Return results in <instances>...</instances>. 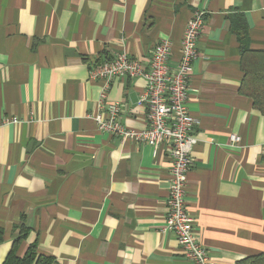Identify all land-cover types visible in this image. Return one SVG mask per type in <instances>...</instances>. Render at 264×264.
I'll return each instance as SVG.
<instances>
[{
  "label": "crops",
  "instance_id": "crops-1",
  "mask_svg": "<svg viewBox=\"0 0 264 264\" xmlns=\"http://www.w3.org/2000/svg\"><path fill=\"white\" fill-rule=\"evenodd\" d=\"M204 11L185 104L196 120L185 203L216 264L264 252V115L241 93L236 15L264 50V0H0V264L20 226L52 264H195L162 231L171 161L159 145L102 132L104 80L92 64L119 52L145 66L153 46L180 56L187 20ZM142 76L114 77L120 121L146 125ZM236 133L240 141L229 142Z\"/></svg>",
  "mask_w": 264,
  "mask_h": 264
},
{
  "label": "built area",
  "instance_id": "built-area-1",
  "mask_svg": "<svg viewBox=\"0 0 264 264\" xmlns=\"http://www.w3.org/2000/svg\"><path fill=\"white\" fill-rule=\"evenodd\" d=\"M204 24V11L197 10L186 22L181 41L180 56L170 65L171 42L161 39L153 46L147 66L126 52H119L111 59L92 64L89 78L104 80L97 105L102 113L93 116L97 128L102 132L120 136L134 142H146L156 152L164 144L170 158V183L166 198V213L161 230L172 231L181 253L195 264H216L208 255L195 230L194 218L186 209V173L192 165L191 152L196 142L192 134L196 120L189 114L185 100L192 61L197 58V41ZM142 76L146 81L139 105L147 107L146 125L136 130L124 126L120 121V103L107 101L106 91L114 77ZM16 117L2 118L1 124L17 123ZM240 141L236 133L229 135V142Z\"/></svg>",
  "mask_w": 264,
  "mask_h": 264
},
{
  "label": "trees",
  "instance_id": "trees-1",
  "mask_svg": "<svg viewBox=\"0 0 264 264\" xmlns=\"http://www.w3.org/2000/svg\"><path fill=\"white\" fill-rule=\"evenodd\" d=\"M236 16L238 18L233 20L232 30L239 41L240 66L243 71L239 89L251 97L253 106L264 115V50L249 46L245 21L241 15ZM26 235V227L21 225L2 264H52V257L40 253L35 242L28 245L23 255L16 254L19 243ZM238 264H264V252L247 256L239 260Z\"/></svg>",
  "mask_w": 264,
  "mask_h": 264
}]
</instances>
